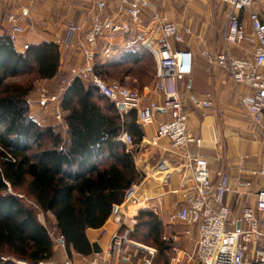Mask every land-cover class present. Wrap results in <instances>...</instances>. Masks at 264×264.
Segmentation results:
<instances>
[{
    "label": "built area",
    "instance_id": "built-area-1",
    "mask_svg": "<svg viewBox=\"0 0 264 264\" xmlns=\"http://www.w3.org/2000/svg\"><path fill=\"white\" fill-rule=\"evenodd\" d=\"M113 1L94 0L85 9L80 23L67 25V37L62 43L74 47L81 54L83 64L69 68V79L61 80L65 86L56 93L49 92L46 81L37 82L33 91L38 101L43 105L52 104L54 117L61 122L63 91L70 81L78 79L93 85L97 93L112 103L121 115L134 111L139 126L153 124L158 112L165 111L168 119L157 123L151 143L166 138L174 150L183 153L185 160L179 189L182 201L175 205L169 222L195 227L197 232L193 252L177 250L175 264L186 259L188 262L193 260L192 264H264V157L250 171L251 179L244 182V187L250 189L258 181L257 189L251 193L254 203L243 206L239 220H230V209L225 201L231 191L228 175L220 174L219 180L213 182L207 160L190 150V146L200 147L202 141L188 129V113L180 98L177 82L192 73L193 58L190 51L173 50L171 47V41L184 42V36L190 34V29L179 31L177 24L150 0H115L116 11L108 14ZM215 1L227 7V23L224 49L214 56L213 62L230 72L236 88L247 90L238 96L239 107L253 134L264 144V20L252 9L255 0ZM146 10L150 11V17L148 25L143 27L142 15ZM242 11L247 12L249 30L240 18ZM9 20L12 28L8 36L13 42L22 28L13 16H9ZM126 34L132 37L124 43L125 47L140 43L153 56L156 73L151 92L161 95V100L151 99L148 94L128 88L116 80H105L93 72L96 49H100L104 62L116 52V39ZM245 45L249 46L248 52ZM234 49L242 51L243 56H235ZM212 106L213 101L209 97L194 101V107L203 113L211 110ZM118 140L128 148L133 146V138L126 132H122ZM242 163L243 159L239 168ZM135 193L136 184H132L125 191L122 204L115 206L117 211L112 212L111 222L118 229L111 234L103 251H94L93 261L108 259L119 264L130 259L132 253L128 252L125 243L131 242L128 240L129 221L134 222V214H138ZM131 210L134 213L129 215ZM189 232V228L185 229L183 236ZM105 233L106 229L102 235ZM57 238L60 243L62 237ZM177 238V235L173 236L174 240ZM142 248L148 256L143 263L150 264L156 249ZM19 263L25 264L23 261ZM33 264L73 263L68 260L57 263L50 259Z\"/></svg>",
    "mask_w": 264,
    "mask_h": 264
},
{
    "label": "trees",
    "instance_id": "trees-1",
    "mask_svg": "<svg viewBox=\"0 0 264 264\" xmlns=\"http://www.w3.org/2000/svg\"><path fill=\"white\" fill-rule=\"evenodd\" d=\"M145 51L135 46L102 61L97 48L93 72L111 80V69L138 62ZM58 44L43 42L15 49L0 36V264H33L53 258L49 218L62 237L66 255L88 256L96 249L87 229L102 227L125 191L142 178L135 149L118 140L122 132L138 145L143 131L135 112L121 115L95 87L73 79L63 91L60 108L65 127L43 125L29 113L28 94L35 83L53 78L59 68ZM26 201H29V203ZM145 243L160 253L170 248L163 224L150 210L137 214Z\"/></svg>",
    "mask_w": 264,
    "mask_h": 264
},
{
    "label": "crops",
    "instance_id": "crops-1",
    "mask_svg": "<svg viewBox=\"0 0 264 264\" xmlns=\"http://www.w3.org/2000/svg\"><path fill=\"white\" fill-rule=\"evenodd\" d=\"M150 1L177 24L179 31L184 28L191 31L184 36V42L171 41L173 50H188L193 58L192 73L177 82L180 98L188 113V129L202 141L200 147L190 146V150L207 160L213 182L219 180L220 174L228 175L231 191L226 195L225 201L230 209V220H239L243 206L254 203L251 193L257 189L258 181L250 189L244 187V182L251 179L250 171L264 157V144L253 134L239 107L238 96L247 90L243 87L236 88L230 72L213 62L214 56L224 49L227 7L215 0ZM93 2L94 0H0V36L9 35L12 28L9 16H13L16 24L22 28V32L13 41L17 51L23 52L31 44L50 41L58 44V72L53 78L43 80L48 83L61 80L64 74L69 75L71 66L83 64L81 54L71 45L62 43L67 37V25L72 22L80 23L85 9ZM110 7L108 14L115 13V0ZM252 9L264 20V0H255ZM149 17L150 11H144L143 27L148 25ZM240 18L249 30L247 12L242 11ZM131 37L126 34L116 39L117 48L112 58L118 52L135 46L141 47L140 43L125 47L124 43ZM245 46L248 52L249 46ZM145 49L143 50L151 58L152 79L137 89L140 93L148 94L151 99L161 100V95L151 92L156 63L151 53ZM233 54L243 56V52L238 49H234ZM207 97L213 101V106L203 113L201 109L194 107V101ZM27 103L30 116L35 121L43 125L59 123L54 117L53 105L41 104L33 90L27 96ZM167 119L165 111L158 112L153 124L140 126L143 131L142 139L138 145L132 146L135 149V166L142 174V178L136 183L138 213L142 210L153 211L163 225L169 223V215L174 211L175 205L182 201L179 189L185 163L183 153L174 150L168 139L162 138L155 144L151 143L157 123ZM241 159L243 163L239 168ZM131 213L130 211L128 214ZM104 229L106 233L102 235ZM117 229L110 216L102 227L87 229L86 236L90 244L103 251L110 242L111 234ZM72 255L73 258H79L81 264H114L108 259L103 262L93 261L94 252L88 256Z\"/></svg>",
    "mask_w": 264,
    "mask_h": 264
},
{
    "label": "rangeland",
    "instance_id": "rangeland-1",
    "mask_svg": "<svg viewBox=\"0 0 264 264\" xmlns=\"http://www.w3.org/2000/svg\"><path fill=\"white\" fill-rule=\"evenodd\" d=\"M140 46L142 49H144L142 45ZM151 64H152L151 58L149 57L148 52H145V55H143L142 59L139 60L138 62L125 63L120 65L119 67H114L113 69H111L112 72L111 80H116L128 88L138 91V89H140L141 86L147 84L150 81V79H152ZM69 77L70 76L68 74H64L61 80L65 79L67 81ZM61 80L60 79L57 81L55 80L52 83L45 82L49 92L56 93L61 88H63L65 84H63ZM37 82L35 83V85H37ZM57 125L63 129L64 123L63 121H61ZM27 202L29 203V201H26V203ZM131 211L132 213L130 215L134 213V210ZM136 217L137 214H134V222L129 221V225L132 230L136 227L137 224ZM38 218L51 232V237L53 241V251H54V256L52 260H54L57 263H63L68 260L73 262V264H81L79 258L77 257L73 258L72 257L73 255L71 257L65 255L64 245H62L57 241L58 235L54 231L50 219L44 218L40 213H38ZM187 228H189L190 232L188 235L183 236V232ZM137 229L138 231L137 232L135 231L134 238L131 239L130 237H128V240L133 242L134 244H132L131 242L125 243L128 252L132 253L130 259L125 262H120L119 264H144L143 261L145 257H148L147 252L142 248V246H147V247H153V246H150L149 244L144 242L141 235L142 233L141 228H137ZM176 235L178 236V238L174 240L173 236ZM163 236L166 238V241L167 240L170 241V248L164 253H160L159 251L156 250V253L154 257L151 259L150 264H175L174 258L177 255V250H184L187 253H192L193 250L195 249V242L197 239V232L195 227H187L182 225L181 223L169 222L163 225ZM135 252L136 254L134 255ZM181 263L192 264L193 260H191L190 262H188L187 259L182 260L178 264Z\"/></svg>",
    "mask_w": 264,
    "mask_h": 264
},
{
    "label": "water",
    "instance_id": "water-1",
    "mask_svg": "<svg viewBox=\"0 0 264 264\" xmlns=\"http://www.w3.org/2000/svg\"><path fill=\"white\" fill-rule=\"evenodd\" d=\"M116 211H117V208L114 207V209H113V213H115ZM237 229H238V227H237ZM60 243H63L62 240H60Z\"/></svg>",
    "mask_w": 264,
    "mask_h": 264
}]
</instances>
